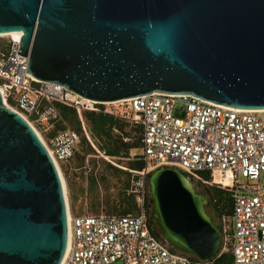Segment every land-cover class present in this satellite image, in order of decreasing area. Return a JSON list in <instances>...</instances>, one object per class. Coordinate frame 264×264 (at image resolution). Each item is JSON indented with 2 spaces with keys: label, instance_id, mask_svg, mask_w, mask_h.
I'll use <instances>...</instances> for the list:
<instances>
[{
  "label": "water",
  "instance_id": "95a60500",
  "mask_svg": "<svg viewBox=\"0 0 264 264\" xmlns=\"http://www.w3.org/2000/svg\"><path fill=\"white\" fill-rule=\"evenodd\" d=\"M15 33L29 75L99 104L163 93L264 110V0H0V36ZM190 179L155 170L151 217L206 261L222 237ZM69 241L60 168L0 92V264H63Z\"/></svg>",
  "mask_w": 264,
  "mask_h": 264
},
{
  "label": "built area",
  "instance_id": "2783aa9c",
  "mask_svg": "<svg viewBox=\"0 0 264 264\" xmlns=\"http://www.w3.org/2000/svg\"><path fill=\"white\" fill-rule=\"evenodd\" d=\"M21 36H0L8 38L0 44V92L8 106L33 126L63 122L55 103L79 114L94 111L118 117L109 108L101 109L99 103L29 75V58L18 55ZM124 102L131 112L127 119L142 126V153L135 160L142 161L144 168L133 172L129 189L141 213L73 215L69 211L70 241L63 264H197L150 231L145 213L149 178L164 167L179 169L209 186L230 188L232 215L221 219L219 253L230 249L233 264H264V110L236 109L192 95L163 93ZM82 129L91 142L84 121ZM44 143L59 167L78 151L81 136L65 129ZM200 173L209 181L201 180ZM240 176L248 183L240 184Z\"/></svg>",
  "mask_w": 264,
  "mask_h": 264
},
{
  "label": "trees",
  "instance_id": "16d2710c",
  "mask_svg": "<svg viewBox=\"0 0 264 264\" xmlns=\"http://www.w3.org/2000/svg\"><path fill=\"white\" fill-rule=\"evenodd\" d=\"M55 105L63 118V122L54 124L52 126L53 127L52 130H48V131L50 132L54 131L55 133H57L65 129L75 130L81 136L80 145H84L87 148L86 153H84L81 157L77 156L79 159V163L76 165V168H82L84 166L86 155L95 153L92 139L97 142L99 151L103 152L106 156L113 158L130 159V155H131L130 152L132 150L141 148L140 140L142 135V126L140 124H134L130 122L129 119H127V117L131 115L130 108H129V112L127 111L118 112L115 109H112L115 104H109V105L98 104V106L103 110L109 108L114 112H116L118 115V117H116L104 112H94V111H84L81 114H79L76 109L71 108L65 104L55 103ZM82 121H84V123L87 126V132L89 133L91 142L89 141L88 137L86 136V133L82 129ZM115 131H118V133L115 134ZM78 153H79V149L69 161L64 163H70L71 161H74ZM66 167H69L66 168L65 171L66 176L69 178L70 165ZM127 167L129 170L128 174L131 175V173H133L134 171L142 170L144 168V164L142 161L136 160L134 162H129ZM183 174L186 177L194 179L193 176H191L186 172H183ZM199 177L203 181H209V177L204 173H200ZM204 185L207 187V195L210 197V200L213 202L215 208L218 210H222V212L219 214L220 219L224 217H230L232 215V208H233L232 190L230 188H221L219 186H209L207 184ZM69 186L70 188H72L71 183ZM95 190H96V181L93 179V176H91V178L89 179L88 188L86 189L85 192H83V194L85 193L86 196L90 194L96 197V193L94 192ZM123 195L127 197V199H130L131 201V203L128 204L125 202L126 198H122V200H120L119 203L120 206L123 207L122 212L124 214H110V215H139L141 212L138 206H136L135 195L130 194L129 190L128 192L125 191ZM71 196L73 200L76 199V196L74 194H71ZM150 208H151V200L150 202L148 200L146 201L145 213L149 221V228L151 233L159 240H161V234L155 229L154 220L152 219L151 214L149 213ZM136 209H138L137 210L138 213L134 214V211ZM190 258L193 262L197 264H233L234 263L233 254L230 249L225 252L218 253V255L206 261H199L197 258L191 256Z\"/></svg>",
  "mask_w": 264,
  "mask_h": 264
},
{
  "label": "rangeland",
  "instance_id": "374dc122",
  "mask_svg": "<svg viewBox=\"0 0 264 264\" xmlns=\"http://www.w3.org/2000/svg\"><path fill=\"white\" fill-rule=\"evenodd\" d=\"M7 36V35H3ZM8 38L0 39V44L7 43ZM118 112H129V107L127 103H115L114 107ZM67 125V124H66ZM36 129L41 133L44 141L48 142L46 139V134L52 130V126H38L34 125ZM69 127V126H68ZM118 131H115L117 134ZM92 143L94 144L95 153L89 154L85 156L84 166L82 168H76V165L79 163V159L77 156H82L86 153L87 148L84 145H80L79 153L76 155L74 161L70 163L59 164V168L63 179L65 181L66 186V194L67 201L69 202V211L74 215H110V214H124L122 212L123 207L120 206V200L122 198H126L125 202L130 204V199H127L123 194L125 191L131 187V179L133 173L129 175L128 173V164L129 162L136 161V156L142 153V149L132 150L130 153V159L125 158H113L106 156L103 152L99 151L97 142L92 139ZM70 165L69 169V178L66 176L65 171L66 166ZM93 176V179L96 181V197L94 195H87L83 192L86 191L89 185V179ZM70 183L72 184V188H70ZM190 183L192 187L197 191V193L201 194L205 200L207 201V206L205 208L206 213L211 217L212 221L219 227L221 223V219L218 214L215 213L214 209L211 207L210 197L207 195V187L203 182L198 181L196 178L190 179ZM240 184H247L248 180L245 177H239ZM249 183H255L254 181H250ZM262 183L264 186V173L262 176ZM72 191V192H71ZM91 191V190H90ZM93 191V190H92ZM71 194L76 196V199L73 200ZM151 200V208L149 209V213H152V199L151 192L149 190L147 201ZM137 206V202H136ZM138 209L134 211V214H137ZM226 226H230V221L227 220ZM161 240L168 245L165 240L161 237ZM171 249L170 245H168ZM175 251H178L174 249ZM180 252V251H178ZM193 257V256H191ZM113 264H124L121 261H117Z\"/></svg>",
  "mask_w": 264,
  "mask_h": 264
},
{
  "label": "crops",
  "instance_id": "0c3cea01",
  "mask_svg": "<svg viewBox=\"0 0 264 264\" xmlns=\"http://www.w3.org/2000/svg\"><path fill=\"white\" fill-rule=\"evenodd\" d=\"M55 132L54 131H52V132H48L47 134H46V139L48 140V141H50L54 136H55ZM73 214V213H72ZM74 215V214H73Z\"/></svg>",
  "mask_w": 264,
  "mask_h": 264
},
{
  "label": "flooded vegetation",
  "instance_id": "af4514ba",
  "mask_svg": "<svg viewBox=\"0 0 264 264\" xmlns=\"http://www.w3.org/2000/svg\"><path fill=\"white\" fill-rule=\"evenodd\" d=\"M211 203H212L211 207L214 209L215 213L219 215L222 212V210L216 209L212 201H211Z\"/></svg>",
  "mask_w": 264,
  "mask_h": 264
},
{
  "label": "bare ground",
  "instance_id": "6f19581e",
  "mask_svg": "<svg viewBox=\"0 0 264 264\" xmlns=\"http://www.w3.org/2000/svg\"><path fill=\"white\" fill-rule=\"evenodd\" d=\"M3 36V35H2ZM12 36H14L15 38L16 37H19L20 36V33H15V34H12ZM42 138V137H41ZM44 141V140H43ZM62 178H63V176H62ZM63 183H64V185H65V181H64V179H63ZM65 190H66V186H65ZM67 193V192H66ZM68 202V201H67ZM69 203V202H68ZM69 206V205H68Z\"/></svg>",
  "mask_w": 264,
  "mask_h": 264
}]
</instances>
